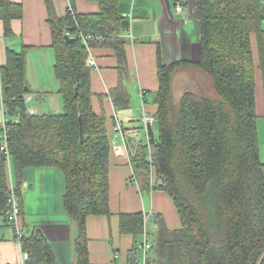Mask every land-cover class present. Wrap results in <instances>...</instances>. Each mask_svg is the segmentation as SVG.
<instances>
[{
    "label": "trees",
    "instance_id": "1",
    "mask_svg": "<svg viewBox=\"0 0 264 264\" xmlns=\"http://www.w3.org/2000/svg\"><path fill=\"white\" fill-rule=\"evenodd\" d=\"M94 1L100 5L98 13L68 12L59 17L53 0H46L63 113L34 114L28 110L26 49L9 51L1 65L11 158L9 168L0 149V218L5 221L0 232L4 224H11L7 218L11 182L21 202L25 170L56 167L66 180L65 210L78 226L79 264H90L87 217L111 213V144L105 113L98 115L92 108L87 47L78 37L67 39L66 30L77 32L81 28L85 34L102 36L91 44L110 42L122 64L126 62L119 0ZM0 8L10 31L11 21L21 16V9L10 0H0ZM193 10L201 23V58L161 66L156 142L129 140L128 144L140 186L168 192L182 220L181 229L171 231L158 218L159 227L148 231L152 243L148 263L264 264V162L255 76L256 51L264 71V3L194 0ZM182 64L199 66L213 80V94L187 92L176 102L173 75ZM154 176L158 179L155 184ZM143 219L142 213L121 215L122 230L136 236L133 262L141 255L137 243L143 237ZM22 249L29 254L25 264H59L51 245L38 231L24 234Z\"/></svg>",
    "mask_w": 264,
    "mask_h": 264
},
{
    "label": "crops",
    "instance_id": "2",
    "mask_svg": "<svg viewBox=\"0 0 264 264\" xmlns=\"http://www.w3.org/2000/svg\"><path fill=\"white\" fill-rule=\"evenodd\" d=\"M69 1L79 15L100 12V5L94 0H53L59 17L68 14ZM193 1L181 0L185 7L189 6L185 16L176 14L175 0H119L123 17L120 35L125 40L126 62L122 64L118 51L110 42L98 41L87 47L88 60L93 58L96 62L90 66L92 108L98 115L105 113L111 144L108 173L111 213L87 217L90 264H132L137 240L133 233L122 230L123 214L153 213L152 225L147 232L157 228L158 218L168 230L182 227L178 208L168 192L143 188L138 180H134L128 144L129 140L149 141L143 117L156 119L159 112L157 97L161 87V66L191 63L201 58V23L194 15ZM10 2L19 7L22 14L12 19L8 31L0 8V71L9 51L19 53L26 49V79L30 89L26 94L28 110L34 114L63 113L65 104L55 72L56 49L47 2ZM255 53L256 108L258 120L263 119L264 126V71L257 51ZM199 74L176 68L173 75L176 102L185 93L200 89ZM117 124L121 125L122 134L116 131ZM152 126L157 138V122ZM9 175L11 179L12 168ZM157 180L154 176L153 184ZM24 183L28 187L22 191V211L18 221L24 234L40 232L51 245L59 264H79L76 252L78 226L65 210L66 180L62 171L52 166L30 167L25 170ZM4 222L0 218V224ZM22 251L12 224H4L0 232V262L22 264Z\"/></svg>",
    "mask_w": 264,
    "mask_h": 264
},
{
    "label": "built area",
    "instance_id": "3",
    "mask_svg": "<svg viewBox=\"0 0 264 264\" xmlns=\"http://www.w3.org/2000/svg\"><path fill=\"white\" fill-rule=\"evenodd\" d=\"M263 3H264V0H263ZM68 11L71 12V14L75 15V11H74V8H73L71 2L69 3ZM175 11H176V14L186 16V7H184V5L179 0H175ZM76 23L79 25L78 22H76ZM65 34L69 38H74V39L77 37L80 38L86 47H90L92 41L102 39V36L85 34L81 28L77 32H73L72 30H66ZM129 36H132V34H129ZM88 62L91 64H95V59L91 58L88 60ZM0 100H1L2 115H3V117L0 118V140H1L0 149L6 155L7 162L9 164V168H10L9 162H10L11 156H10V152H9V129L7 126V122L9 119H8V116H7L6 111H5L4 101H3V96H2L1 71H0ZM143 120L145 122V126H147V124H149V123L153 124L156 121L155 118L148 117V116H144ZM116 131L118 133H121V134L123 133V130H122V127L120 124H117ZM134 180L137 182L135 174H134ZM27 187H28V184L24 183L23 184V190L27 189ZM10 192H11V194L9 196L10 208L8 210L7 218H8V221L13 225L15 232H16V239H17L20 247L22 248V238L24 236V232H23V229L19 225V222H18L19 218L21 216V211H22L21 202H20V200L16 194V188L13 186L12 182L10 185ZM152 215H153V213H151V212L144 214L143 238L140 242L137 243V245L141 251V255L136 262L132 261V264H149L148 263V257H149L150 249L152 247V243L149 239L148 232H147V229L149 227V224L147 222H148V220H150ZM156 222L158 223V220ZM28 257H29L28 252L23 250L22 251V264H25V261L28 259Z\"/></svg>",
    "mask_w": 264,
    "mask_h": 264
},
{
    "label": "rangeland",
    "instance_id": "4",
    "mask_svg": "<svg viewBox=\"0 0 264 264\" xmlns=\"http://www.w3.org/2000/svg\"><path fill=\"white\" fill-rule=\"evenodd\" d=\"M180 2H181V0H180ZM184 7H185V5H184ZM186 7H189V6L187 5ZM95 64H96V62H95ZM95 64L89 63L90 66L95 65ZM180 67L184 68V69H188L190 72L200 73L199 78H198L201 80L200 89H196L195 91H192V92H195V93L206 92L207 94H213V83H212L213 80L199 66H195L194 64H182ZM195 88H197V87H195ZM258 121H260V120H258ZM156 122L157 121H155L154 123H156ZM262 122H263V119H261V121L259 122L260 126L258 127V129H259L260 143H261V159L264 162V126L262 125L263 124ZM147 223L149 225H152L151 220H148ZM143 225H144V223H143ZM156 226L158 227L157 222H156Z\"/></svg>",
    "mask_w": 264,
    "mask_h": 264
},
{
    "label": "water",
    "instance_id": "5",
    "mask_svg": "<svg viewBox=\"0 0 264 264\" xmlns=\"http://www.w3.org/2000/svg\"><path fill=\"white\" fill-rule=\"evenodd\" d=\"M66 38L68 39L69 37L66 36ZM146 129H147V132H148L149 143L151 145L155 144L156 138H155V133H154V129H153L152 124H150V123L147 124Z\"/></svg>",
    "mask_w": 264,
    "mask_h": 264
}]
</instances>
